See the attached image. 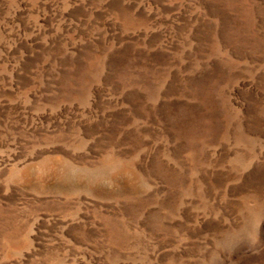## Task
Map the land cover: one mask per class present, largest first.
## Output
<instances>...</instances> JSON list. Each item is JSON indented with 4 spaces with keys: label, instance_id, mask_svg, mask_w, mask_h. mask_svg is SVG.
Here are the masks:
<instances>
[{
    "label": "rangeland",
    "instance_id": "obj_1",
    "mask_svg": "<svg viewBox=\"0 0 264 264\" xmlns=\"http://www.w3.org/2000/svg\"><path fill=\"white\" fill-rule=\"evenodd\" d=\"M214 258L264 264V0H0V264Z\"/></svg>",
    "mask_w": 264,
    "mask_h": 264
},
{
    "label": "clouds",
    "instance_id": "obj_2",
    "mask_svg": "<svg viewBox=\"0 0 264 264\" xmlns=\"http://www.w3.org/2000/svg\"><path fill=\"white\" fill-rule=\"evenodd\" d=\"M261 221L255 216L246 217L235 229L223 232L216 242V247L221 252H230L236 248L245 247L255 251ZM215 264V258L213 259Z\"/></svg>",
    "mask_w": 264,
    "mask_h": 264
}]
</instances>
